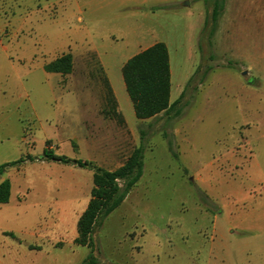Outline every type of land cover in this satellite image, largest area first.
<instances>
[{
  "label": "rangeland",
  "instance_id": "1",
  "mask_svg": "<svg viewBox=\"0 0 264 264\" xmlns=\"http://www.w3.org/2000/svg\"><path fill=\"white\" fill-rule=\"evenodd\" d=\"M213 2L0 0V164L51 140L115 170L144 135L143 177L95 232L100 264H264V0H227L211 37ZM158 42L182 112L139 120L122 69ZM67 53L70 74L45 71ZM6 171L0 264H81L93 169Z\"/></svg>",
  "mask_w": 264,
  "mask_h": 264
},
{
  "label": "trees",
  "instance_id": "2",
  "mask_svg": "<svg viewBox=\"0 0 264 264\" xmlns=\"http://www.w3.org/2000/svg\"><path fill=\"white\" fill-rule=\"evenodd\" d=\"M226 5L227 0H214L213 2L210 15L212 23L211 37L214 36L218 28L219 21L226 10ZM73 67V56L71 53H67L45 65L44 69L48 73L68 75L73 71ZM122 75L137 119H153L160 114L170 115L173 111H175V116L181 115V109L177 110L176 108L183 95L177 101H171L170 53L164 42H158L130 58L122 69ZM51 143V140L46 141L40 159L28 154L17 161L2 164L0 175L11 167L37 160L93 169L91 198L77 222V236L74 239V244L87 247L91 251L81 264H100L97 255L99 247L95 232L125 202L130 192L143 177L146 150L144 135L142 134L140 145L115 170H107L97 167L87 160L83 161L58 154L52 150ZM11 193L12 183L10 179H5L0 183V205L9 203ZM202 201L207 202L205 198ZM4 234L14 237L11 232H5Z\"/></svg>",
  "mask_w": 264,
  "mask_h": 264
},
{
  "label": "crops",
  "instance_id": "3",
  "mask_svg": "<svg viewBox=\"0 0 264 264\" xmlns=\"http://www.w3.org/2000/svg\"><path fill=\"white\" fill-rule=\"evenodd\" d=\"M55 74H57V73H55ZM107 78H108V80H109V84H110L111 88H112L113 91H114V87H113L112 81L110 80V77H109L108 74H107ZM114 93H115V91H114ZM115 94H116V93H115ZM1 165H2V164H0V166H1ZM5 173H7V171H6ZM5 179H8V178H5V176L0 175V183L3 182Z\"/></svg>",
  "mask_w": 264,
  "mask_h": 264
},
{
  "label": "water",
  "instance_id": "4",
  "mask_svg": "<svg viewBox=\"0 0 264 264\" xmlns=\"http://www.w3.org/2000/svg\"><path fill=\"white\" fill-rule=\"evenodd\" d=\"M244 75H247V73H244Z\"/></svg>",
  "mask_w": 264,
  "mask_h": 264
}]
</instances>
